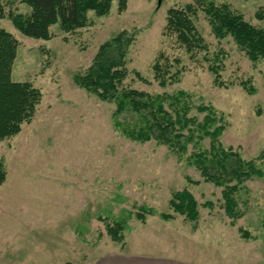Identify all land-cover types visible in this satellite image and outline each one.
I'll list each match as a JSON object with an SVG mask.
<instances>
[{
  "label": "rangeland",
  "instance_id": "obj_1",
  "mask_svg": "<svg viewBox=\"0 0 264 264\" xmlns=\"http://www.w3.org/2000/svg\"><path fill=\"white\" fill-rule=\"evenodd\" d=\"M126 1L121 14L118 0L107 16L90 13L94 25L74 33L64 34L52 26L54 37L43 41L21 35L7 16L29 12L27 4L0 0L4 13L0 26L18 43L11 80L29 82L42 94L32 121L0 142L6 171L0 186V264H87L98 254H116L120 245L107 236L100 218L112 222L119 217H128L125 248L138 245L148 257L168 256L183 264H264V177L246 183L240 193L245 215L229 227L223 223L227 218L220 208L219 188L202 183L199 174L166 147L125 139L112 124L114 105L87 95L72 81L75 73L89 67L101 43L126 30L134 42L125 84L162 93L156 84L139 83L133 72L151 78V65L159 53L180 58L185 69L181 81L164 91H184L194 106L211 105L225 122L222 145L264 169V59L252 63L230 37L214 38L198 11L195 25L209 54L221 51L226 57L222 79L232 86L217 88L203 54L193 61L173 39L162 36L166 11L193 0ZM216 2L229 4L252 25L264 27V0ZM258 12L263 20L257 19ZM246 79L253 80L254 95L238 85ZM193 150L189 147L184 157ZM187 178L200 184L192 185ZM183 189L199 205L214 204L211 210L199 207L195 228L180 216L169 223L148 217L145 225L135 218L142 206L169 212L171 194ZM239 227L252 240L242 239Z\"/></svg>",
  "mask_w": 264,
  "mask_h": 264
},
{
  "label": "trees",
  "instance_id": "obj_2",
  "mask_svg": "<svg viewBox=\"0 0 264 264\" xmlns=\"http://www.w3.org/2000/svg\"><path fill=\"white\" fill-rule=\"evenodd\" d=\"M113 1L20 0L29 6L30 11L24 14L10 12L7 16L24 37L49 41L54 37L50 30L52 26L57 25L64 34L91 27L94 21L90 13L95 17L107 16ZM193 1V4L172 7L166 11L162 36L173 39L193 61L203 54L213 85L228 89L232 85L226 84L221 73L224 71L225 54L221 51L209 54L208 44L195 25L197 12L203 13L214 38L223 40L230 37L252 63L264 59V27L252 25L227 3H217L216 0ZM126 6V0H118L117 12L121 14ZM256 17L263 20V13L258 12ZM3 18L0 6V20ZM133 42L134 36L123 30L101 43L89 67L72 76L73 84L100 102L114 105L112 124L125 139L138 144L154 142L166 147L179 160L184 159L199 174L202 183L219 188L220 208L230 221V226H235L245 215L240 206L245 207L240 193L246 190L247 182L264 177V169L254 159H244L238 150L222 145L219 138L225 131V122L223 115L211 105L201 103L194 106L186 92L164 91L181 81L185 69L180 58H169L159 53L151 65V78L133 72L139 83L148 87L156 84L163 90L162 93H149L126 85L125 81L129 77L128 52ZM17 46L13 35L0 26V142L16 136L22 125L31 122L42 100L40 90L31 83L11 80ZM238 85L248 95L255 94L253 80H241ZM192 111L195 114L192 115ZM198 114L202 115L200 120ZM205 140H208L207 148L203 146ZM189 147L194 150L185 158ZM261 157H264V151ZM5 178V166L0 160V186ZM187 182L195 186L200 184L189 178ZM199 207L211 210L214 204L207 201L199 205L192 193L183 189L171 194L169 212L158 213L153 208L142 206L134 216L142 224L148 217L158 216L163 221H172L180 216L194 224L195 228ZM100 219L110 240L123 247L125 232L129 227L128 217H119L112 222ZM238 232L242 239L252 240L245 228L239 227Z\"/></svg>",
  "mask_w": 264,
  "mask_h": 264
},
{
  "label": "crops",
  "instance_id": "obj_3",
  "mask_svg": "<svg viewBox=\"0 0 264 264\" xmlns=\"http://www.w3.org/2000/svg\"><path fill=\"white\" fill-rule=\"evenodd\" d=\"M172 221H164V222L169 223ZM223 223L224 224L226 223V225L232 227L230 226L229 221L227 219H225V222ZM145 224L146 222L143 225ZM226 225H224V227ZM137 247L138 245H135L134 247L127 249L125 248V244H124L123 247L119 246L118 252L116 254L108 255V252L106 254L105 253L98 254L92 260H89L87 264H183L182 262H178L176 260H171V258H167L168 256L148 257L142 254L141 249Z\"/></svg>",
  "mask_w": 264,
  "mask_h": 264
}]
</instances>
